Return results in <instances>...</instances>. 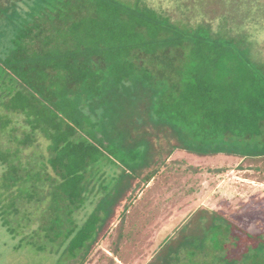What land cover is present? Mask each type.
I'll list each match as a JSON object with an SVG mask.
<instances>
[{"label":"trees","instance_id":"16d2710c","mask_svg":"<svg viewBox=\"0 0 264 264\" xmlns=\"http://www.w3.org/2000/svg\"><path fill=\"white\" fill-rule=\"evenodd\" d=\"M243 43L141 0H0V228L14 253L85 264L117 201L129 193L127 213L175 152L264 161V63ZM250 225L198 209L149 264H264Z\"/></svg>","mask_w":264,"mask_h":264},{"label":"rangeland","instance_id":"374dc122","mask_svg":"<svg viewBox=\"0 0 264 264\" xmlns=\"http://www.w3.org/2000/svg\"><path fill=\"white\" fill-rule=\"evenodd\" d=\"M141 3L173 24L203 26L212 37L243 40L253 61L264 63V0H141ZM194 157L175 152L167 160L168 166L147 188L140 190L124 214L121 212L129 193L122 195L85 264H149L159 252H166L168 240L177 236L198 209L219 214L232 225L251 224L252 232L264 234V161ZM26 207L31 210L32 206L19 208ZM93 207L87 206L85 210L91 211ZM84 212L77 217L82 218ZM205 219L208 217L201 218ZM35 224L36 218L24 232L27 234ZM14 243L0 228V264H52L43 255L14 253Z\"/></svg>","mask_w":264,"mask_h":264}]
</instances>
